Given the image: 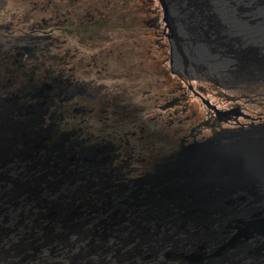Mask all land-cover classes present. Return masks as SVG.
Segmentation results:
<instances>
[{"label":"flooded vegetation","instance_id":"af4514ba","mask_svg":"<svg viewBox=\"0 0 264 264\" xmlns=\"http://www.w3.org/2000/svg\"><path fill=\"white\" fill-rule=\"evenodd\" d=\"M189 49L159 0H0V115L21 125L1 135L14 153L89 157L70 181L93 184L83 208L140 187L169 194L180 152L264 123L241 106L264 97V78H235L217 56ZM229 87L241 97L222 103ZM139 111L145 125L126 130Z\"/></svg>","mask_w":264,"mask_h":264},{"label":"water","instance_id":"95a60500","mask_svg":"<svg viewBox=\"0 0 264 264\" xmlns=\"http://www.w3.org/2000/svg\"><path fill=\"white\" fill-rule=\"evenodd\" d=\"M159 2L166 27L174 38L185 43L190 51L221 56L229 63L231 61L229 71L235 78H264V0ZM6 115V119L11 121V117ZM17 125L21 126L18 123ZM14 149L13 145L7 146L6 150L0 152L1 157L8 151L20 161L35 158L27 150L14 153ZM179 156V167L174 176L175 188L171 193L164 194L162 199L157 200L152 189L140 187L135 188L131 196L129 195V198L135 201L134 204L145 207L142 212L144 219L159 221L172 214L176 216L172 223V247L163 252L166 263L161 264H167V261H173L175 264H263L264 123L208 138L191 149L180 152ZM59 157L64 166L76 163L70 154L61 153ZM41 163L47 165L48 159ZM66 167V174L75 175L76 170L73 173V167ZM0 178L7 179L5 176ZM84 185L83 187L89 189L93 184L88 182ZM56 187L57 183L50 182L47 189L53 191ZM42 189L37 187L29 194L39 197ZM75 194L73 191L68 195L69 202L61 201L59 197L50 205V209L58 207L61 210H70L71 216L81 215V206L73 201ZM86 216L90 215L86 213ZM62 219L64 220L63 217ZM63 220L58 218V221ZM78 221V224L72 227L68 223L69 232L72 234L79 231L85 223H89L86 218ZM21 223L20 239L25 240L26 236L30 238L22 249L31 247V250H37L49 241L47 237L42 243L34 245L36 240L33 238L32 229L29 230L23 221ZM205 224L211 228L210 232L198 230ZM35 227H39L37 223ZM193 227H197L195 231H192ZM145 232L151 233L148 230ZM204 235L211 242L204 245V252L203 246L198 250L188 249V245L197 242L202 244L200 240ZM150 236L144 239L146 243L149 242ZM256 237L260 239L255 241V244L249 242ZM127 241L121 239L119 247L114 246L113 241L110 242L107 238L101 243L106 249L118 251ZM163 242L167 243L168 238L163 239ZM146 248L154 250L150 246ZM90 249H94L90 250L93 259L86 261V264H113L105 256L108 250L97 254L100 247ZM5 253L4 257L9 256L11 260H1L4 264H22L28 257L25 253L17 252L16 256L21 255L12 259L9 251ZM125 255L117 259L124 261L131 252H125ZM151 256L145 258L150 260ZM82 258L85 257L81 255L70 264H79L77 262H81ZM146 261L141 264H150Z\"/></svg>","mask_w":264,"mask_h":264},{"label":"rangeland","instance_id":"374dc122","mask_svg":"<svg viewBox=\"0 0 264 264\" xmlns=\"http://www.w3.org/2000/svg\"><path fill=\"white\" fill-rule=\"evenodd\" d=\"M217 57L223 61L225 65H227L226 70L229 71L231 61L229 60V63L221 56ZM229 73L231 74L230 71ZM194 86L197 85L194 84ZM236 89V87H229L228 89L223 90L224 93L222 94L224 95L219 98V101L222 103H224L223 101H226L227 103L233 99L237 100V98L241 96L239 93H237ZM259 95L260 94L257 93L251 94L250 97L245 99L243 104L241 103V106L245 108L247 112L249 111L252 113L264 114V97H261L262 94L261 96ZM209 100L212 103L217 101L216 98H209ZM127 103L131 104L132 109H129L128 111H130L132 114H135L138 109H141L140 107H135L132 105L134 101ZM145 114L146 111H139V121L135 124H129L126 130L136 125L144 126L146 123V121L144 122ZM2 117H4V115H0V118ZM9 121L8 119L6 120V122ZM10 122L15 123L16 121L11 120ZM3 128L10 129L11 126H9L8 123L2 124L0 122V144H6L7 140L13 142V140L6 139L1 135ZM11 129L14 131L13 128ZM16 129V131L19 130V125L16 126ZM0 152H2L1 149ZM52 154L53 153L48 152L42 154L39 157L34 156L35 158H33V160L28 158L23 161H20L16 156L14 158L11 153L6 152V155L2 157L0 154V176L7 177V179L0 178V264H4L2 263L3 260L9 257H4L6 256L5 252L8 251L10 252V257H13L12 259H15L21 255L20 254L16 256L17 252L27 254L28 257L22 262V264H70L72 260L80 257L81 255H83L85 258L80 259L81 262L79 261L77 263L86 264V261L93 259V256L90 253V250H94L90 249L92 247L95 249L96 247L101 248L99 251H97V254H101V251L103 250H108L105 253V256L113 264H126L128 262L141 264L147 260L145 257L148 255L152 256L150 257V260L148 259L146 261L147 263H166L163 252L170 250L172 247V223L176 219L175 214H172L170 217L159 221L144 219L142 212L145 207L134 204L135 201L132 198H129V195L135 189L123 190L117 194V196L119 195L120 197L118 196L117 199L115 198L114 202L86 203L84 208L82 204L80 213L82 210H85V212L84 214H79V217L71 216V211L68 209L61 210L58 207H51L50 209V205L53 204L56 199L58 200L59 197L61 201L69 202L70 199L68 195L73 191L76 192L75 196L73 197V201L74 203L76 202L75 204H77V202L80 200V194L88 190L86 187H83V185L86 184L88 180L87 182L78 181V186H73V184L70 183L73 178H78L76 173L81 168L80 163L84 164V162L80 161L78 163V161H75L77 163L74 165H68V167L74 168L73 173L76 170L75 175L72 176L68 173H65V169L67 167L61 164V157H59V155ZM53 157L55 161L60 162V164L56 167H51V165H49L51 164L49 158L51 160ZM44 159H48L47 165L41 163V161L43 162ZM44 178L45 181L42 183L43 189L40 196L37 197L29 194L37 185V179ZM50 182L57 183V187L53 191L47 189V186ZM145 189L150 190V188ZM153 196L155 199L160 200L162 199L163 194L161 195V193H154ZM7 211L9 212L8 214H11L12 217H10L14 220L6 221L5 217L7 215ZM86 213L90 216L87 217ZM54 216L59 217L56 218ZM58 218H61L63 222L58 221ZM85 218L89 221L88 224L85 223V225L80 228L79 231H76L73 234L69 232V224L71 227L75 226L78 224V220H84ZM22 221L28 226L29 230L32 229L33 238L34 240L36 239V243H34V245L42 243L47 237L49 238V241L43 246H39L37 250H31V247L22 249V246L26 244L27 241H30L28 236H26L25 240H23V238L22 240L20 239L22 229L19 228V226L22 224ZM36 223L39 226L38 228L35 227ZM56 223L59 225L55 229L56 232L58 230V234H55L54 230L51 228L52 226H56ZM194 227L192 231H195L197 228ZM203 229L204 232H207L208 230L209 232L211 231V228L206 229L205 227L201 226L198 230L203 231ZM146 230L150 231L151 233L145 232ZM6 235H10L12 241L6 240ZM148 235L151 236L148 238L150 239L149 242L146 243L144 239ZM106 238L109 239L110 242L113 241L114 246L117 247L121 245V239L128 241L127 244L123 245L122 248H119L118 251L116 249L113 251V249H106L101 243ZM165 238H168L167 243L163 242V239ZM200 241L202 244L197 242L188 245V249L191 248L193 250H198L200 247H204V245L206 246L211 243L205 235ZM90 242H94V244L91 245ZM147 246H150L151 248L153 247L154 250L147 249ZM156 248L158 250L155 251ZM135 249L138 251L135 252ZM125 252H131V255L125 257L124 261L121 259L118 260L117 258L121 256L124 257ZM42 257L44 258L43 260H41ZM8 260L11 259L8 258ZM167 262L170 264H175L173 261Z\"/></svg>","mask_w":264,"mask_h":264},{"label":"bare ground","instance_id":"6f19581e","mask_svg":"<svg viewBox=\"0 0 264 264\" xmlns=\"http://www.w3.org/2000/svg\"><path fill=\"white\" fill-rule=\"evenodd\" d=\"M206 54V53H205ZM7 114V113H6ZM6 114H4V115H6ZM7 116V115H6ZM10 117V116H9ZM4 118H6L5 116L4 117H2V118H0V122L2 123V124H7L8 122H6V120L7 119H4ZM9 124V126H11V128H14V130L16 129V126H18L17 124H15L14 122H9L8 123ZM17 130V129H16ZM15 130V131H16ZM2 132V131H1ZM3 139V138H2ZM3 141V140H2ZM5 141V140H4ZM14 144V141L12 142V141H9V140H7V143L6 144H0V149H1V151L3 152V149L4 150H6L7 149V146H11V145H13ZM7 153H11V152H8V151H6ZM13 155V154H12ZM14 156V158H15V155H13ZM86 158L84 159L85 161H87V159L89 158V157H87V156H85ZM61 159V158H60ZM84 160H83V162H84ZM91 160V159H90ZM75 161V160H74ZM85 163V162H84ZM72 164V163H71ZM70 164V165H71ZM67 165H69V164H67ZM66 165V166H67ZM64 166V165H63ZM7 213V215H6V217H5V219H6V221H8V220H14L13 218H11L12 216H11V214H8L9 212L7 211L6 212ZM11 216V217H10ZM79 217V216H78ZM57 225L56 226H52L51 228L54 230V232H55V234H58L57 232H58V230H57V232H56V227L57 226H59L58 225V223H56ZM202 227H205L206 229L208 228V226L205 224V225H203ZM11 233H12V231H11ZM10 233V234H11ZM155 235V234H154ZM7 236V239L6 240H10V241H12V239H11V236L10 235H6ZM260 238H258V237H256V238H253V239H251L249 242L250 243H252V244H255L254 242L255 241H258ZM36 240V239H35ZM157 250V248L155 249V251ZM204 250H205V247H204V249H203V252H204ZM41 254H42V252H41ZM259 258H260V256H259ZM258 258V259H259ZM44 258L42 257V259L41 260H43ZM258 259H257V261H258ZM41 260H39V261H41ZM134 263V262H133ZM135 264V263H134ZM136 264H138V263H136ZM263 264H264V260H263Z\"/></svg>","mask_w":264,"mask_h":264}]
</instances>
